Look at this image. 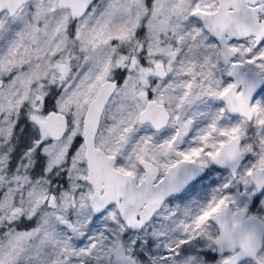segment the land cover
I'll return each instance as SVG.
<instances>
[{
    "label": "snow or ice",
    "instance_id": "1",
    "mask_svg": "<svg viewBox=\"0 0 264 264\" xmlns=\"http://www.w3.org/2000/svg\"><path fill=\"white\" fill-rule=\"evenodd\" d=\"M0 264H264V0H0Z\"/></svg>",
    "mask_w": 264,
    "mask_h": 264
},
{
    "label": "clouds",
    "instance_id": "2",
    "mask_svg": "<svg viewBox=\"0 0 264 264\" xmlns=\"http://www.w3.org/2000/svg\"><path fill=\"white\" fill-rule=\"evenodd\" d=\"M224 235L234 239L241 251L246 253L254 252L261 244L258 231L253 224L247 221H240L233 225L229 218L226 223Z\"/></svg>",
    "mask_w": 264,
    "mask_h": 264
},
{
    "label": "rangeland",
    "instance_id": "3",
    "mask_svg": "<svg viewBox=\"0 0 264 264\" xmlns=\"http://www.w3.org/2000/svg\"><path fill=\"white\" fill-rule=\"evenodd\" d=\"M225 175H226V173H225ZM218 177H219V174L218 173H214L211 179H217ZM211 179L208 180V181H206V183L211 184ZM213 187H214V185H213ZM199 196H200V193L199 192H196V193H193L192 194V196L190 197V199L195 200V199H198Z\"/></svg>",
    "mask_w": 264,
    "mask_h": 264
}]
</instances>
